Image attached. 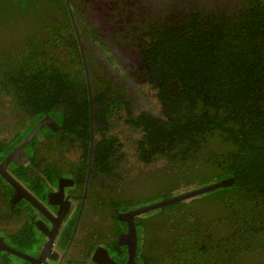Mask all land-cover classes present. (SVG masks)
I'll return each instance as SVG.
<instances>
[{
	"label": "flooded vegetation",
	"instance_id": "obj_1",
	"mask_svg": "<svg viewBox=\"0 0 264 264\" xmlns=\"http://www.w3.org/2000/svg\"><path fill=\"white\" fill-rule=\"evenodd\" d=\"M40 2L34 22H39V27H48L54 36L62 38L61 42H47L46 37H40L48 43L46 55L55 54L51 67H54L55 58L61 62L57 68L71 67V57L78 53L82 69L74 72L70 80L72 91L68 97L71 99H65L66 103H45L40 113H36L28 103H8L12 100L10 89L13 86L0 82V90L4 92L0 101V173L11 181L0 174V249H6L0 251V264H27L8 250L31 254L29 250L34 246L44 247L45 254L50 257H58L54 263L46 260L48 264H104V261L126 264L129 245L134 240L131 234L127 236L130 223H133L136 233L134 264H195L192 262L196 253L198 258L204 255L200 264L204 261L206 264H239L236 257L239 253L253 252L257 247L241 245L237 238H233L235 249L231 256L228 247L220 249L216 236L221 231L209 229L200 214L201 208L220 206L224 209L216 201L198 203L196 199L200 196L190 197L129 219L130 211L152 204L134 207L140 197L149 198L151 192L141 187L146 192L137 196L129 186L126 173L130 166L117 154L119 149L115 137L118 146L121 148L122 145L112 127L122 108L121 121L125 111L129 110L139 117L143 115L142 122L153 121L156 124L153 129H157L159 119L166 120L163 106L181 103L184 93L179 92L178 82L168 69V42H162L161 38L168 33L174 35L172 31L175 30L185 40L200 39L199 34L194 36L193 30L188 32V26L184 24L192 11L202 22V16L212 12L221 13L219 19L226 13V19L235 25L236 19L244 17L258 5H264V0ZM199 32L204 31L199 29ZM36 43L39 44L38 41ZM23 51L19 49L13 54L20 62L24 60L21 56L25 54H21ZM34 61L33 56L29 57L30 64ZM19 68L22 67L13 66L16 77ZM165 70L168 73H164ZM164 88L170 89L162 91ZM191 89L201 91L195 87ZM202 95L207 97L204 93ZM114 100L118 102L113 106L110 103ZM154 103H159L160 108L155 109ZM12 112L15 117L9 116ZM52 113L58 116L54 117ZM44 120L50 123L40 126ZM146 125L150 127L152 123ZM141 131L142 134L137 132L140 136L133 134L137 136L134 152L137 154L136 148H141L142 155L147 157L146 151L159 150L160 145L148 144L146 136L150 133L156 137L158 133L146 127ZM32 135L33 138L20 150L22 142ZM108 138H111L110 143ZM136 140L144 145L137 146ZM240 143L246 146L241 155L237 152H234L235 156L231 155L233 161L259 160L258 156L264 153L261 147L264 132L258 131L255 139L245 137V141ZM144 157H139L138 161H144ZM157 160H162L163 166L161 170L157 169L153 178L166 176L165 168L173 165L156 156L149 163L153 165ZM199 161L198 165L202 166ZM175 166L178 169V165ZM185 173L175 172L172 178L164 177L170 179L169 185L158 197L165 198L154 202L186 195L191 191L187 192L188 189L198 185L192 174ZM230 179L229 187L236 183L233 177ZM227 198L230 200L232 197ZM193 200L195 204L191 203ZM224 201L225 198L220 199V203L226 206ZM181 202L188 203L179 210L175 207L165 212V207ZM180 210L183 214H179ZM252 215L258 218L264 213ZM188 218H193L198 226H187ZM179 222L186 224L184 230L189 227L190 237L187 239L182 238L183 234L179 232ZM203 226L207 231L202 229ZM160 229L166 234L159 235ZM239 238L241 240L243 236L239 235ZM212 242L216 243L212 245ZM194 246L197 252L193 251ZM213 248L216 251L210 254ZM103 250L107 251L108 258ZM206 256L216 257V260L210 263Z\"/></svg>",
	"mask_w": 264,
	"mask_h": 264
},
{
	"label": "trees",
	"instance_id": "obj_2",
	"mask_svg": "<svg viewBox=\"0 0 264 264\" xmlns=\"http://www.w3.org/2000/svg\"><path fill=\"white\" fill-rule=\"evenodd\" d=\"M40 3V0H0V82L13 86V89H10L12 100L8 103H28L36 113L41 112V106L45 103H66L65 99L69 98L68 95L72 91L70 80L73 73L82 69L81 62H78V53L71 57V67L57 68L61 62L56 58L54 67H51L55 54L46 55L47 42H61L62 38L54 36L48 27H39V22H34L33 17L40 10ZM218 15L222 14L212 12L211 15L202 16L204 23L196 19L197 14L192 11L185 19L184 24L188 26V32L193 30L194 36L199 34L198 40H185L175 30L172 31L174 35L168 33L166 37L161 38L162 42H168V69L173 72V79L176 78L178 82L176 86L179 87V92L184 93L180 98L181 103L177 106L171 103L163 106L166 109V120L159 119L158 128L153 129V125H156L153 121L142 122L140 119H144L143 115L139 117L136 112L126 110L122 123L127 126L131 135L139 134L137 132L142 134L143 127L158 133L156 137L148 133L146 138L152 146L158 143L159 150L146 151L147 157H144L142 149L136 148L137 156L144 157L145 164L154 156L165 159L167 164H173L170 168H165L168 173L165 177L172 178L175 172L192 174L198 185L187 192L234 178L236 183L231 187L217 189L196 199L198 203L216 201L224 207L201 208L200 214L209 229L215 231L217 228L221 231L222 234L217 233L216 236L220 249L228 247L231 256L235 249L232 245L233 238H237L241 245H256L254 250H264V216L258 215V218H254L252 215L264 213V153L258 156L259 160H243L244 164L240 160L233 161L231 156L234 152L241 155L246 145L243 146L240 142L245 141V137L255 139L258 131L264 132V5H258L244 17L236 19L235 25L226 19V13L223 14L225 18L222 16L219 19ZM19 29L22 33L17 36ZM199 29L204 32H199ZM40 37H46L47 42ZM19 49L24 50L21 54L25 53L21 55L24 58L21 62L13 56ZM32 56L35 61L30 64L29 57ZM13 66L22 67L19 68L17 77ZM192 87L201 91L191 89ZM169 89L164 88L162 91ZM13 92H16V95ZM3 96L4 92L0 90V101ZM117 102L114 100L110 104L114 106ZM13 108L14 106L11 107ZM120 110L123 113V109ZM10 115L15 117L16 114L12 112ZM9 116L6 115L7 120H10ZM52 116L58 115L52 113ZM59 118L61 119L60 116ZM71 118H74L73 115ZM121 118L118 116L113 130L119 127L117 123ZM146 123H152V126L147 127ZM110 139L108 138L109 143ZM115 140L119 149L117 154L122 160L117 137ZM136 141L137 146L144 145L139 143L140 140ZM261 147L264 148V143ZM199 160L202 166L198 165ZM175 165H178V169ZM154 178L156 189L151 192L149 198L140 197L139 203L134 207L146 206L147 203L153 205L157 203L154 201L163 197L158 195L165 191L170 179L159 175ZM135 191L137 196L146 192L140 188ZM230 196L232 198L229 200L227 197ZM224 198L226 206L220 203V199ZM187 203H177L165 207L164 210L166 212L175 207L179 210ZM191 203L195 204V201ZM210 209L213 211L209 212ZM179 214L183 212L180 210ZM187 222L189 227L198 226L194 224L193 218H188ZM185 227L186 224L180 223L178 229L183 234L182 238L187 239L190 237L189 227L184 230ZM202 229L207 231L206 226ZM239 235L243 236L241 240ZM215 243L212 242V245ZM208 247L206 249L209 251ZM197 250L194 246L193 251ZM215 251L213 248L210 254ZM242 253L236 257L239 259ZM197 255L196 253V259L192 263L200 264L204 255L199 258ZM224 256L223 254L222 257ZM206 257H209L210 263L216 260V257ZM186 259L191 261L190 257ZM206 263L204 261V264Z\"/></svg>",
	"mask_w": 264,
	"mask_h": 264
},
{
	"label": "rangeland",
	"instance_id": "obj_3",
	"mask_svg": "<svg viewBox=\"0 0 264 264\" xmlns=\"http://www.w3.org/2000/svg\"><path fill=\"white\" fill-rule=\"evenodd\" d=\"M22 31L20 29L17 32V36L20 35ZM143 89V88H142ZM155 109L160 108L159 103H154ZM122 110H119L117 116H121ZM115 119V118H114ZM119 127L115 129L114 133L121 141L122 150L121 157H124L127 164L130 166L129 171L126 173V178L129 179V186L132 187V190H138L139 188H147L149 192H153L156 189V184L153 178V175L156 174L157 169H162L160 167L163 166L162 160H157L155 164H145L144 161H138V156L134 152V143L136 139V135H129L127 126H125L120 120L118 123ZM123 152V154H122ZM156 167V168H154ZM154 168V169H153ZM155 172V173H154ZM165 177V174L161 175ZM132 182V183H131ZM213 210L210 209L209 212ZM215 213V211H214ZM161 227V226H159ZM159 235L166 234L163 229H160L158 232ZM264 262V250H255L254 252H244L241 254L239 258V264H260Z\"/></svg>",
	"mask_w": 264,
	"mask_h": 264
},
{
	"label": "water",
	"instance_id": "obj_4",
	"mask_svg": "<svg viewBox=\"0 0 264 264\" xmlns=\"http://www.w3.org/2000/svg\"><path fill=\"white\" fill-rule=\"evenodd\" d=\"M44 121H42L40 123V126H42L43 124H46V123L47 124L50 123V121H48V120H44ZM33 136L34 135L28 137L27 140L23 141L22 144L20 145L19 149L22 150V148L25 146V144L29 140H31L33 138ZM0 174L8 182H11L9 180V178H7L4 174H2V173H0ZM231 180L232 179L223 180V181H221L219 183H216V184H213V185H210V186H207V187H203L201 189H197V190L191 191V192L187 193L186 195H183V196H180V197L169 198V199H166V200H162L160 202H157V203H155L153 205L146 206V207H142L139 210L130 211L128 213L129 219L132 220L133 216H135V215L138 216L140 214H144V213H147L149 211L159 209L160 207L166 206L168 204H171V203H173V202H175L177 200H184V199H187V198H190V197L200 196V195H203V194H206V193H210L212 191H215L217 189L226 187V186H228V185L231 184ZM130 226L131 227H129V231H128V235L127 236H129L131 234L133 236L134 240H135L136 239V233H135V230H134L133 223H130ZM134 240H133L132 244L129 245L130 246V249H129L128 253H127V256L128 257H127L126 264H134L133 263L134 262L133 261V258L135 256V243H134ZM2 250H4V249H0V251H2ZM8 251H11V252L15 253V255L17 257H19L20 259H22L25 262H27V264H48L46 260H49L51 263H54V262H56L58 260V257L57 256L55 258H53V257H50V256L46 255L45 254V248L44 247L43 248L42 247L41 248H38V247L34 246L31 250H29V252H31V254L21 253V252H15V251H12L11 249H9ZM103 251H104V255L105 256L108 255V253H107L106 250H103ZM32 254H34V255H32ZM104 264H116V263H114L112 261L109 262V263L107 261H104Z\"/></svg>",
	"mask_w": 264,
	"mask_h": 264
},
{
	"label": "clouds",
	"instance_id": "obj_5",
	"mask_svg": "<svg viewBox=\"0 0 264 264\" xmlns=\"http://www.w3.org/2000/svg\"><path fill=\"white\" fill-rule=\"evenodd\" d=\"M228 179H230V178H228ZM227 180V179H226Z\"/></svg>",
	"mask_w": 264,
	"mask_h": 264
}]
</instances>
